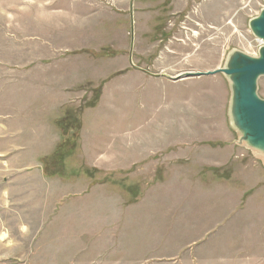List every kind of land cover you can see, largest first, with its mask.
<instances>
[{"label":"rangeland","instance_id":"1","mask_svg":"<svg viewBox=\"0 0 264 264\" xmlns=\"http://www.w3.org/2000/svg\"><path fill=\"white\" fill-rule=\"evenodd\" d=\"M262 9L0 0V264H264V166L226 80L162 77L257 57Z\"/></svg>","mask_w":264,"mask_h":264},{"label":"water","instance_id":"2","mask_svg":"<svg viewBox=\"0 0 264 264\" xmlns=\"http://www.w3.org/2000/svg\"><path fill=\"white\" fill-rule=\"evenodd\" d=\"M252 35L264 43V9L249 21ZM221 75L227 82L230 100L227 116L230 128L237 134L236 144L251 152L264 166V100L257 94V84L264 78V46L258 56L231 51L221 69L205 73L182 74L170 80Z\"/></svg>","mask_w":264,"mask_h":264}]
</instances>
